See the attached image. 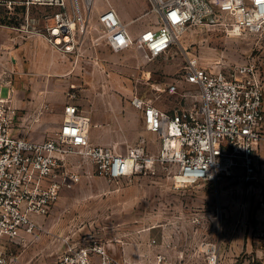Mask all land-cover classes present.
<instances>
[{
	"label": "rangeland",
	"instance_id": "obj_1",
	"mask_svg": "<svg viewBox=\"0 0 264 264\" xmlns=\"http://www.w3.org/2000/svg\"><path fill=\"white\" fill-rule=\"evenodd\" d=\"M21 1L0 0V86L11 78V63L16 68H39L42 58H50L55 62L52 72L28 74L38 78V83L28 85H52L55 91L60 85L69 87L72 81V104L77 105L82 118L89 119V136L97 133L98 145L116 152L143 143L151 153L160 142L132 105L135 96L171 111L199 104L198 86L178 85L176 94L166 91L180 79L191 58L211 69L256 59L264 77V36L230 35L220 24L179 33L168 53L155 59L138 48L116 52L94 42L102 34L98 14L109 6L116 9L134 36L157 27L153 0H96L90 33L75 38L74 58L56 49L48 39L47 27L60 10L47 6L27 10ZM30 87L27 95L32 92ZM68 91L66 88L65 104ZM8 94L9 88L3 86L2 96ZM26 99L31 101L29 96ZM38 109L25 120L27 108H16L21 129L35 140L53 138L57 131L47 125L36 126V121L45 112L52 126L56 111L48 106ZM60 164L57 173L71 170L76 181L61 190L49 213L38 218L33 234L7 241L5 254L10 264H61L59 259L72 245L103 247L115 264H209L208 256L214 251L211 245L216 246L218 264H253L257 259L264 226V142L257 151L252 175L237 166L215 181L186 187L174 185L171 167L112 182L89 158L73 149L72 156Z\"/></svg>",
	"mask_w": 264,
	"mask_h": 264
},
{
	"label": "built area",
	"instance_id": "obj_2",
	"mask_svg": "<svg viewBox=\"0 0 264 264\" xmlns=\"http://www.w3.org/2000/svg\"><path fill=\"white\" fill-rule=\"evenodd\" d=\"M96 0H23L33 6L56 7L54 23L47 27L50 43L63 54L76 53L77 36L90 33V17ZM157 27L134 36L113 6L101 10L102 29L97 45L114 51L138 48L150 59L168 53L179 33L192 28L220 24L232 35L264 36V0H153ZM12 4V2H9ZM64 41V43H63ZM187 83L200 88L197 106L165 110L135 96L132 105L142 113L145 127L158 135L160 148L149 153L139 144L120 153L94 144L85 119L76 105L65 107L63 124L53 138L35 140L22 130L20 113L0 86V264H10L5 254L9 240L33 234L38 218L45 216L63 188L72 187L71 170L57 173L72 149L89 158L97 171L112 182H121L143 171L171 167L174 185L186 187L199 181H215L221 173L241 166L252 175L257 151L264 142V77L256 59L232 67L211 69L191 58L183 74L166 91L178 92ZM65 165V163L63 164ZM64 176V177H62ZM264 207V195L261 199ZM262 255L253 264H264ZM156 243L154 239L152 241ZM208 256L218 264L216 246ZM61 264H115L103 247L70 246ZM119 264H140L125 262Z\"/></svg>",
	"mask_w": 264,
	"mask_h": 264
},
{
	"label": "crops",
	"instance_id": "obj_3",
	"mask_svg": "<svg viewBox=\"0 0 264 264\" xmlns=\"http://www.w3.org/2000/svg\"><path fill=\"white\" fill-rule=\"evenodd\" d=\"M6 51H7V49H6ZM10 56H11V58L14 56V52L12 49L10 51ZM67 57H71V58L73 57L74 58L75 54L69 55ZM42 59L43 60L41 61V63H40L41 65L39 66V68H37L36 66H33V65H31L30 69L25 68V66H19L16 68L15 65L13 63H11L12 65H11V68L9 69L11 78L8 82H6L4 84V86L9 88L8 96L10 97L14 107H16V108L21 107V108H25V109L27 108L28 116L25 120H28L29 116L32 117L34 115V113L38 112L39 107L48 106V107H51L53 111L55 110L56 111V118L54 119V121H53L54 123L52 126L48 125L49 119L46 117L47 113H45V112H43L44 116L42 117V119H40L39 121H36V126H44L45 127L47 125L51 129H55L56 131H59L62 124H63V120H64V116H65V107L67 105H74V104H72V81H70L71 85H69V87H68V85H67V87H66V85H60L59 88L55 87V91H54L52 85H48L47 87H46V85H36V86L33 85L32 87H30V85H28V84H30V83L33 84V83H35V81L37 82L38 78L32 79L31 77H29L28 74L37 73V74H41V75H48L55 68V64H54L55 62L53 60H51L50 58H47V59L42 58ZM58 65L60 67V64H58ZM180 85H190V84L182 83ZM29 87L32 88V92L27 95V93H28L27 88H29ZM66 88H68L69 91H68V97H67L68 101L65 104V102H66L65 89ZM46 90L48 92H46ZM26 96H29L31 101L27 100ZM167 110H169V109H167ZM84 113H86V112H84ZM86 114H87V116L89 115L88 113H86ZM39 118L40 117H38L37 119H39ZM96 135H97V133L91 134L90 139L93 143L98 144ZM157 144H156V146H154L151 153H157L158 152V150L160 148V142ZM261 146H262V144H261ZM262 219L264 220V215H263ZM262 229H264V226H262ZM258 244H259V249L257 250V258L262 255V249H263L262 240H260ZM250 245H251V242L247 244V248H250Z\"/></svg>",
	"mask_w": 264,
	"mask_h": 264
},
{
	"label": "bare ground",
	"instance_id": "obj_4",
	"mask_svg": "<svg viewBox=\"0 0 264 264\" xmlns=\"http://www.w3.org/2000/svg\"><path fill=\"white\" fill-rule=\"evenodd\" d=\"M85 125H86V127L88 128L89 121H88L87 119H85Z\"/></svg>",
	"mask_w": 264,
	"mask_h": 264
}]
</instances>
